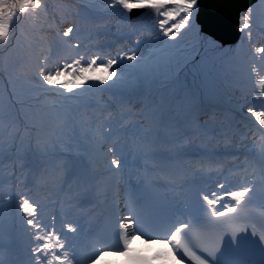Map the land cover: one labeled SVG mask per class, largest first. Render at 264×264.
Wrapping results in <instances>:
<instances>
[{
	"label": "snow or ice",
	"instance_id": "1",
	"mask_svg": "<svg viewBox=\"0 0 264 264\" xmlns=\"http://www.w3.org/2000/svg\"><path fill=\"white\" fill-rule=\"evenodd\" d=\"M92 11V16L75 14L36 49L27 39L28 25L46 17L48 5L43 0H0V53H9L0 68L46 108L23 140L18 134L14 139L22 146L34 142L37 151L47 152L57 140L84 132L93 168L123 177L133 167L130 151L135 159L138 141L147 139L146 124L158 139L173 129L178 145L194 134H209L199 124L200 114L213 94L227 91L234 123L232 136L224 137L225 151L239 135L249 160L239 170L218 166L215 178L204 167L174 177L173 183L178 180L181 186L179 199L146 201L126 183L122 203H114L110 226L104 229L98 221L45 213L33 192L48 183V174L22 172L23 190L4 193L7 202L0 198V213L26 241L25 264H96L106 252L126 257L130 264L157 258L164 264H252L251 253L264 256V231H257L248 213L255 206L264 209V40H254L256 33L264 36V0L236 9L231 39L216 35L214 20L201 21V0H102ZM143 33L148 39L141 38ZM122 42L128 46L113 54ZM145 84L155 89L154 97L142 107L133 105ZM104 93L114 102L97 98ZM129 135L132 148L125 150L119 141ZM248 137L255 146L245 143ZM202 159L215 163L222 154L212 150ZM68 202L80 207L72 197ZM89 238L90 245L84 244ZM137 240L165 249L149 257L132 255Z\"/></svg>",
	"mask_w": 264,
	"mask_h": 264
},
{
	"label": "bare ground",
	"instance_id": "2",
	"mask_svg": "<svg viewBox=\"0 0 264 264\" xmlns=\"http://www.w3.org/2000/svg\"><path fill=\"white\" fill-rule=\"evenodd\" d=\"M58 19L59 18L57 16L55 22ZM53 26H54V24H53ZM45 29L46 28H44V27H42V29H41V35L40 36L42 38V42L37 43L35 40L31 41L30 44H31V46L33 48L39 49L41 47H44L47 44V42L50 40V34H48V32H47L48 30L46 31ZM126 46H128V45L117 46L116 48H114V50H112V52L117 51L121 47H126ZM142 96H145V95H142ZM142 96H138V97H142ZM107 97H109V95H107ZM215 99L216 98L214 97V95H212L211 98H210L211 101H214ZM104 101H107L108 103H110V99L104 98ZM139 102L140 101H133L132 104L136 105ZM143 104H145V103H140V105H142V106H143ZM0 122H1V124H0L1 128H3L4 127V119L1 120ZM192 136L195 139V141L198 142L200 145H202V142H205V144H203L201 146L200 150L197 153L206 151L208 149V146H215V145H210V143H207V142H209V140L206 137L202 136V135L194 134ZM257 137H259V136H257ZM142 146H143L142 144L137 143V149H143ZM214 148H215V150L217 152H219V148L218 147L215 146ZM167 149L170 152L169 154L172 155V159L170 160V162H173V159L175 157L179 156V155H184V156L187 157V155H188V153L190 151V149L188 150L187 147H185V146H171V145H167ZM257 152H258V148H257ZM237 153L239 155H238L237 159L235 161H233V163H231V164L228 163L231 160L230 157L222 155V159L218 160L214 164V167H212V168L216 169L218 166L222 165L223 168H225V167L227 168L228 166H231V167H229V169H230V168L236 166V164L240 163V162H244L246 164V162L249 160L248 149L247 148H245V149L238 148ZM197 161H199V158L196 159V162ZM59 162L61 163L62 171H58L53 165H50V164L49 165H45L44 163H39V165H37V166H39V169H37V170H40V173L42 175H44L45 173L48 174V183H47V186H45L44 188L48 189V194L47 195H49V197H54V198H51V199L56 200V202H55L56 205H59L58 201L60 202V200H57L58 198H55L54 195H55L56 192L59 191L58 186L61 183L64 184V186H63L64 189H66V190L71 189V193L73 195V198H72L73 201H78L79 204H82L83 202H86V201L92 199L94 194L98 193V190L100 188V182L99 181L95 182L92 178L88 177V175H89L88 171H86L84 168L80 169L81 168L80 166L77 167L69 159H62ZM200 165H201V167L205 168L204 164H200ZM16 167H18V166H16ZM36 168H38V167L31 168V169L27 170V172L19 169L17 171H14L13 173H14V175L16 177L21 176L22 172H23V175H25L26 173H28L30 175V174H32V172H34V170ZM196 168H199V166H196ZM164 171H165V169L161 170V172H159V173L161 175H164L163 174ZM167 174H169V173L168 172L165 173V175H164L165 178H167ZM215 175H217V173H215ZM87 180H89L90 183H88ZM91 180H92V182H91ZM22 182L23 181L20 180V182H18V184H17L21 191L23 190L22 187H21ZM114 185H115V187H117V189H119L121 183L118 181ZM114 185L112 187V190H113L114 195H116V193H118V191H117L116 188H114ZM5 192H7V190H5ZM60 194H61V191L58 193V195H60ZM34 196L39 199V196H41V194L38 193L37 195L35 194ZM96 201L99 202L98 199H96ZM109 201L110 200H105L104 203H109ZM61 203L62 204H67V203H63V202H61ZM67 207L71 208L70 211L71 210L72 211L77 210V207H70L69 204L67 205ZM79 208L82 209L81 206ZM58 210L60 212L62 211L65 214H67L71 219H74L71 216V215H74L73 212H72V214H68L64 210V208H61L60 206L58 207ZM44 211L46 213V208L45 207H44ZM84 211H85V212H83L84 216L88 217V219L80 220V221L93 222V220L102 219V218H103V221L110 220L111 212H106L104 210L98 211V207L97 206H92L91 209H88L87 211L84 210ZM103 221L100 222V224H103ZM16 241L17 242H22L24 245H26V241L24 239H22V238H19ZM15 249H16V243L14 244V242H13L12 243V247H11V253H12L11 257L6 254L8 256V259L9 260L10 259H14L17 262V264H25V263H23V261L18 260L17 257L15 256V254H14V250Z\"/></svg>",
	"mask_w": 264,
	"mask_h": 264
},
{
	"label": "water",
	"instance_id": "3",
	"mask_svg": "<svg viewBox=\"0 0 264 264\" xmlns=\"http://www.w3.org/2000/svg\"><path fill=\"white\" fill-rule=\"evenodd\" d=\"M251 0H201L200 19L216 22L214 31L221 39H231L234 36L235 11L241 5H247Z\"/></svg>",
	"mask_w": 264,
	"mask_h": 264
},
{
	"label": "trees",
	"instance_id": "4",
	"mask_svg": "<svg viewBox=\"0 0 264 264\" xmlns=\"http://www.w3.org/2000/svg\"><path fill=\"white\" fill-rule=\"evenodd\" d=\"M33 22H30L28 25L29 31L27 32L26 36L28 41L31 43L32 40H35L37 43L42 42V38H41V32L40 35L38 34V32L34 29L35 25H33ZM40 23V21H38ZM43 24V23H42ZM40 26V25H39ZM37 28H39L37 26ZM16 54H12L11 55V59H15ZM9 57V53H1L0 54V61L3 63L5 58ZM8 75V74H7ZM8 80L11 83L10 86H13L15 88V90L17 91V98L21 101H31L32 102V93L25 88V86L23 85V83L21 81H13L9 78L8 76ZM6 111H3V116H6ZM17 128H19V126H17Z\"/></svg>",
	"mask_w": 264,
	"mask_h": 264
},
{
	"label": "rangeland",
	"instance_id": "5",
	"mask_svg": "<svg viewBox=\"0 0 264 264\" xmlns=\"http://www.w3.org/2000/svg\"><path fill=\"white\" fill-rule=\"evenodd\" d=\"M130 6H133V5H130ZM91 12H93L92 11V7H91V10L90 11H84V10H78V11H76L75 12V14H77V13H80L82 16H91ZM83 28V27H82ZM192 41L191 40H189L188 42H187V51L188 52H191V50H192ZM4 77H3V72H1L0 71V80L1 79H3ZM1 83H2V81H0V85H1ZM148 87H151V85H149V84H146ZM224 93H222V95H223ZM37 104H39L40 106L41 105H44V103H41V102H37ZM139 106H141L142 107V105H139ZM46 110H44V112H45ZM43 113V112H42ZM41 113V114H42ZM41 114H38V116L40 117V115ZM38 117V118H39ZM38 121V119L37 120H33L32 121V124H31V126H33L36 122ZM3 132H2V130H1V126H0V139H2L3 138ZM26 136V134H22L21 135V140H23L24 139V137ZM5 140H6V142L3 144V145H1L0 146V149L1 148H4V147H9V144H8V142H7V139L5 138ZM21 140H18L17 141V144L15 145V149L13 150V155H14V157L15 158H17L18 160H22V159H24V157H23V153H24V150L29 146L28 144H27V142H25L24 143V145L22 146L21 145Z\"/></svg>",
	"mask_w": 264,
	"mask_h": 264
}]
</instances>
